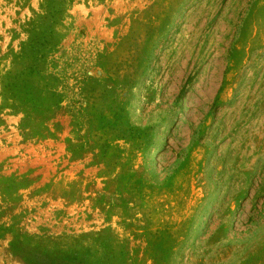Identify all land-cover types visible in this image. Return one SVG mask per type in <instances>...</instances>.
Returning a JSON list of instances; mask_svg holds the SVG:
<instances>
[{
  "label": "rangeland",
  "instance_id": "374dc122",
  "mask_svg": "<svg viewBox=\"0 0 264 264\" xmlns=\"http://www.w3.org/2000/svg\"><path fill=\"white\" fill-rule=\"evenodd\" d=\"M0 264H264V0H0Z\"/></svg>",
  "mask_w": 264,
  "mask_h": 264
}]
</instances>
